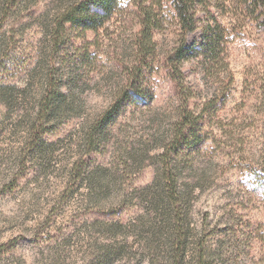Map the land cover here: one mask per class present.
Returning a JSON list of instances; mask_svg holds the SVG:
<instances>
[{
  "label": "rangeland",
  "instance_id": "1",
  "mask_svg": "<svg viewBox=\"0 0 264 264\" xmlns=\"http://www.w3.org/2000/svg\"><path fill=\"white\" fill-rule=\"evenodd\" d=\"M80 1L0 0V264H264L262 19L218 12L221 62L197 31L181 88L173 16L148 56L131 9L97 33L68 25L55 73L74 101L41 113L54 17Z\"/></svg>",
  "mask_w": 264,
  "mask_h": 264
},
{
  "label": "trees",
  "instance_id": "2",
  "mask_svg": "<svg viewBox=\"0 0 264 264\" xmlns=\"http://www.w3.org/2000/svg\"><path fill=\"white\" fill-rule=\"evenodd\" d=\"M130 9L140 24L136 46L147 56L148 53L150 54V48L155 46V34L164 29L168 17L173 16L177 21L179 28L177 36L178 46L174 50V55L170 58L172 60L170 64L174 79L180 88L184 85L182 65L184 62L200 55L197 49L199 44L192 37L197 31L200 30V39L202 38L203 42L199 49L204 51V56L213 62H221L220 57L225 50L224 46L227 41L225 30L221 28V24L216 19L218 12L240 14L241 16L245 13H250L256 16L258 21L262 19L261 23L264 25V0H82L77 4L68 6L54 17L50 33L51 40L49 41L53 51L51 65L54 71L47 76V90L41 101V105L44 106L41 109V113L50 108H62L64 100L68 101V98L74 101L73 92L67 95L60 91V84L55 73V70H57L55 56L63 45L67 26L81 27L97 33L105 23V20L112 19L116 15H121L123 11ZM202 14L203 16H201ZM139 58H141L139 61L141 67L139 72L141 74L138 72V77L141 78L143 77L142 69L144 68V63H146V58L143 56ZM128 99L129 96L126 94L125 98H121L117 102L116 108L121 107L125 100ZM105 121L107 120L103 122ZM196 121L195 119L190 125H195ZM181 132L182 135L178 140L179 142H181L184 135V132ZM91 141L93 143L96 141V135L91 136ZM162 165L164 171L161 181L168 185L171 193L170 200L175 207H182L184 200L178 192L180 187L186 184L172 168L171 151L164 153ZM178 243L181 244V241H178ZM180 258L179 252L177 253L175 264H179Z\"/></svg>",
  "mask_w": 264,
  "mask_h": 264
}]
</instances>
